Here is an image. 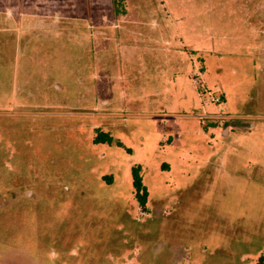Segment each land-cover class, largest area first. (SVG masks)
I'll return each mask as SVG.
<instances>
[{
    "label": "rangeland",
    "instance_id": "1",
    "mask_svg": "<svg viewBox=\"0 0 264 264\" xmlns=\"http://www.w3.org/2000/svg\"><path fill=\"white\" fill-rule=\"evenodd\" d=\"M42 1L0 32V264H257L264 0Z\"/></svg>",
    "mask_w": 264,
    "mask_h": 264
},
{
    "label": "crops",
    "instance_id": "2",
    "mask_svg": "<svg viewBox=\"0 0 264 264\" xmlns=\"http://www.w3.org/2000/svg\"><path fill=\"white\" fill-rule=\"evenodd\" d=\"M30 0H0V32H7L9 31V29H11L12 27H15V29H19L20 24H18L19 21H25V18H28L30 16L29 13H27V11L25 10V5H28L30 2ZM39 3H45V1L42 0H38ZM55 15L57 16V18H64L62 15L58 14V13H54V14H46V13H40V18L44 19V18H53L55 17ZM66 17V16H65ZM60 19V20H61ZM14 21H18V22H14ZM56 24V26H61V23H54ZM76 32V39L77 41L81 40L82 41V37L79 39V35L78 32ZM71 33H74L73 31ZM85 36V34H84ZM84 39V38H83ZM255 51V49L253 50V52ZM263 53H264V49H263ZM256 58V56H254V59ZM261 61L263 63V67H264V54L261 57ZM238 123V122H237ZM239 125L240 127H242L243 129H249L251 127H253L254 125V121L249 120V119H240L239 120ZM230 128H231V124H227L226 125V132L229 134L230 133Z\"/></svg>",
    "mask_w": 264,
    "mask_h": 264
},
{
    "label": "trees",
    "instance_id": "3",
    "mask_svg": "<svg viewBox=\"0 0 264 264\" xmlns=\"http://www.w3.org/2000/svg\"><path fill=\"white\" fill-rule=\"evenodd\" d=\"M113 7L116 14H126L127 12V0H112ZM94 142L100 143H116L120 146H123V142L115 139L110 133L99 131L97 135L94 137ZM132 177H133V185L135 188V195L137 201L142 208L143 211L147 210V203L149 199V190L147 186L144 184L143 175H142V167L141 165H134L132 167ZM257 264H264V254L260 255Z\"/></svg>",
    "mask_w": 264,
    "mask_h": 264
},
{
    "label": "built area",
    "instance_id": "4",
    "mask_svg": "<svg viewBox=\"0 0 264 264\" xmlns=\"http://www.w3.org/2000/svg\"><path fill=\"white\" fill-rule=\"evenodd\" d=\"M211 99L214 101H221L222 100L221 97H213V96L211 97Z\"/></svg>",
    "mask_w": 264,
    "mask_h": 264
}]
</instances>
